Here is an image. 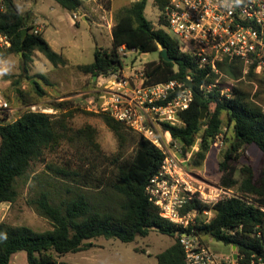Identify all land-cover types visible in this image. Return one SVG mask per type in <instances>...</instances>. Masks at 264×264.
Instances as JSON below:
<instances>
[{
    "label": "trees",
    "instance_id": "trees-1",
    "mask_svg": "<svg viewBox=\"0 0 264 264\" xmlns=\"http://www.w3.org/2000/svg\"><path fill=\"white\" fill-rule=\"evenodd\" d=\"M54 1L72 13L83 6L81 0ZM112 1L100 0L105 8H110ZM147 2L139 0L117 9L114 13L112 48H97L94 62L76 66V70L91 77L116 72L123 67L118 49L125 46L127 50H136L141 54L159 53L158 61L147 64L151 83L184 82L190 76L194 85L193 101L186 111L180 113L183 125L163 124V129L183 145L185 152L197 140L200 141L199 150L192 159V165L199 168L206 161L216 137L222 135V115L225 113L232 137L222 136L223 142L230 143V147L219 165L220 185L235 190L240 196L214 205L190 198L184 213L197 211L203 214L209 211L212 215L209 220L197 218L186 229L178 227L160 216L159 208L146 193L151 178L160 172L164 160L162 151L151 142L108 114H100L114 132L120 149L113 160L114 180L105 181L92 171L82 172L45 163L46 155L57 150L65 141L84 142L89 148L98 150L93 127L72 128L69 119L73 113L61 111L63 106L60 104L50 105L55 111H61L59 114L24 112L12 123L0 119V203L13 204L17 200V182L26 176L36 161L43 162V174L49 179L68 182L78 190L94 189L102 190V193L96 196L78 191L72 198L55 203L52 191L42 190L38 196L30 198L28 204L53 228L38 233L25 226L1 223L0 264H12V257L22 251L26 252L29 264H68L59 262L57 257L87 250L92 246L89 241L95 238L131 243L138 237H147L152 231L175 238V242L157 256L158 264H187L179 236L182 232L190 234L192 231L197 235H208L231 248L236 247L237 264H250L253 259L264 258V162L258 175L246 165L239 169L240 178H236L242 149L255 145L264 154V112L248 101L253 88L248 83L259 77L250 71L247 81H239L240 88H233L230 99L222 93L221 85L205 94L202 87L215 84L217 76H208L209 70L199 69L194 59L183 53L164 29H157L147 19ZM165 3V0H155L154 6L162 9ZM164 22L162 19L161 23ZM24 29L28 30V34L23 39ZM0 34L7 35L11 41V47L0 52V61L10 55L21 54V81L12 83L16 101L24 107L38 104L46 92L37 81L31 82L34 76L29 74V64L33 53L40 52L55 67L68 65L67 59L53 51L41 33L34 32L28 16L19 13L12 0H0ZM162 50L167 51L172 62L163 59ZM219 68L233 79L242 77L239 63L225 61ZM39 76L48 82L45 76ZM23 81L29 82L30 90L21 89ZM203 108L208 110V114L204 121H200ZM128 146L134 147V154L124 159L123 151ZM112 196L113 202L104 208V201H109Z\"/></svg>",
    "mask_w": 264,
    "mask_h": 264
},
{
    "label": "built area",
    "instance_id": "built-area-1",
    "mask_svg": "<svg viewBox=\"0 0 264 264\" xmlns=\"http://www.w3.org/2000/svg\"><path fill=\"white\" fill-rule=\"evenodd\" d=\"M165 1L162 9L157 8L159 17L156 28L164 29L181 51L194 59L199 69L209 70L208 76H217L215 84L202 87L205 94L225 78L230 79L232 85L223 87L222 93L227 99L232 98L234 84L247 81L250 71L264 81V0ZM73 18L79 20L80 16L74 13ZM162 19L165 21L163 24ZM107 25L113 27L112 22H107ZM10 47V38L0 34V52ZM118 53L123 61L139 52L122 46ZM225 61L242 66L240 79H233L220 70L219 65ZM147 64L138 58L133 65L126 67L123 63L120 70L97 77L94 91L81 95H90L91 99L99 100V106L93 107L95 110L108 114L162 151L164 160L161 170L151 178L146 193L159 208L162 218L186 229L199 216L197 211L183 212L190 198L214 205L240 195L222 186L213 188L209 194L202 186H193L190 175L182 166L190 155L184 154L183 145L163 129V124L174 127L183 125L180 113L190 107L193 90L178 80L151 83ZM186 79L192 82L190 76ZM25 110L47 112L40 104L25 107ZM10 111V102L0 92V119ZM215 142L222 147V135H218ZM203 214L209 216V220L212 212ZM200 237L194 231L190 234L182 232L179 236L187 264H237L233 255L216 254ZM250 264H264V258L253 259Z\"/></svg>",
    "mask_w": 264,
    "mask_h": 264
},
{
    "label": "rangeland",
    "instance_id": "rangeland-1",
    "mask_svg": "<svg viewBox=\"0 0 264 264\" xmlns=\"http://www.w3.org/2000/svg\"><path fill=\"white\" fill-rule=\"evenodd\" d=\"M51 1V0H49ZM155 0H148L145 9V15L154 26H157L159 10L154 6ZM17 7L23 11L30 9L28 4H35V0H16ZM129 0H115L114 6L116 9L126 7ZM60 9V8H59ZM97 28H94V32ZM69 34V33H68ZM79 45L80 50L68 48L65 52L70 57L71 64L67 70L53 72L48 74V82H43L46 95L38 103L41 105L45 114H59L61 111H71L73 114L69 119V125L74 129L91 126L96 131V142L99 146L98 150L89 148L86 143L75 141L73 143L63 142L60 147L54 152L48 153L45 157V163H52L64 168L77 169L82 172L92 171L95 176L104 179L105 181L114 180L115 165L113 160L118 155L119 143L114 132L105 124L100 114L101 111L95 110L94 106H99V100L91 99L90 95L82 96L80 93L95 89L96 86L91 78L84 79V76L75 68L76 65H86L94 62V52L96 44L92 38L83 40L79 35L75 40ZM100 46H107L105 43H99ZM48 63L50 70L55 71L56 67L52 65L42 54H40ZM132 60H126L123 63L127 66L133 65L136 60V55H131ZM134 57V59H133ZM145 60H159L157 52L147 53L142 56ZM129 59V56L126 57ZM156 59V60H155ZM6 72L4 76L9 77L13 82L21 81V60L17 55H10L5 59ZM151 63V62H147ZM1 67V66H0ZM69 86H66V81H69ZM252 91L248 101L258 105L264 110V81L261 78L252 79ZM222 87L232 85L230 79L222 78L218 82ZM240 88L239 84H234ZM245 85L244 87H246ZM234 87V88H235ZM242 87V86H241ZM15 87L7 90L0 84V92L10 102L11 111L4 113L1 119H5V123L16 121L24 112L25 107L16 101ZM22 90H30L29 82H21ZM35 96V95H34ZM10 97V98H8ZM62 105L63 110L55 111L50 105ZM208 111L206 112L207 118ZM224 125L222 136L228 139L232 137L231 127L228 125L227 116L222 115ZM200 141L187 152L190 158L182 164L183 168L191 177L193 186L198 188L202 186L209 194L213 188L220 185V170L219 165L225 159V153L230 147V143H224L220 147L216 142L212 145L206 161L201 167L196 168L192 165L194 154L199 150ZM198 148V149H197ZM134 154V147L128 146L123 151V158L129 159ZM239 163L236 178H240L239 169L242 166H251L256 175L259 174L263 162L264 154L255 145L245 147L239 152ZM184 158H187L184 155ZM45 166L42 161L34 162L26 176L21 178L16 185L18 191L17 200L11 205L9 210L8 221L14 226H25L33 231L42 233L51 230L52 224L45 218L39 216L34 209L28 204L30 198L36 197L42 190H50L53 194L55 203L64 199H70L78 191H84L92 195L102 193V190H78V188L68 182L56 181L45 176L43 171ZM42 180V181H41ZM71 190V191H70ZM110 193V192H109ZM111 195V194H110ZM113 202L112 199L104 201V208ZM7 204H0V210ZM0 213V217H1ZM201 220H208L209 216L199 214L197 217ZM201 241L211 248L216 254L221 256H231L237 253L231 247L217 242L208 235H200ZM92 246L87 250L77 253H68L64 256L57 257L59 262L68 264H158L157 256L168 249L174 242L175 238L152 231L147 237H138L134 242L123 243L117 239H106L104 237L95 238L91 241ZM13 264H29L26 252H19L12 259Z\"/></svg>",
    "mask_w": 264,
    "mask_h": 264
},
{
    "label": "crops",
    "instance_id": "crops-1",
    "mask_svg": "<svg viewBox=\"0 0 264 264\" xmlns=\"http://www.w3.org/2000/svg\"><path fill=\"white\" fill-rule=\"evenodd\" d=\"M12 1L19 13L28 16L29 24L34 28V32L41 33L52 50L63 56L68 61V65L56 67L55 71H51L47 61L40 55L41 53L38 51L33 53L32 61L29 64V74L30 76H34V80L31 82L37 81L43 89L44 80L39 75H43L47 78V80H49V73L60 72V70L72 68L69 67L71 60L65 51L70 47L80 50L79 45H77L75 41L79 35L83 38V40L92 38L93 42L96 44L95 51L97 48L111 49L113 46L112 30L114 27V13L117 10L114 6L115 0L112 1L110 8H105L103 4H101L100 0H81L83 6L78 11L74 12L80 16L79 20L74 19V13L63 9L54 0H35V4L33 6L30 3L28 4V6L31 7L30 9L24 8L23 11L17 7L16 0ZM137 1L139 0H129L127 6ZM107 22H112L113 27L109 28ZM94 28H97L95 32ZM99 43H105L107 46H100ZM143 55L145 54H136L137 58L144 63L154 61L145 60L142 58ZM18 57L21 60V54H19ZM5 59L0 61V84L3 88L10 90L12 88L13 81L9 77L4 76V72L7 70V61ZM126 60H132L131 55H129V59H124L123 62ZM76 66L73 68L76 69ZM82 75L84 76V79L91 78L94 84H96L97 77H91L84 74ZM69 82L70 80L66 81V86L70 85ZM92 91H94V89H90L82 93H89ZM82 93H80V95ZM5 204L7 205L3 206L0 210V213L2 214L0 217V224L3 222L6 223L10 214L9 210L12 204Z\"/></svg>",
    "mask_w": 264,
    "mask_h": 264
},
{
    "label": "water",
    "instance_id": "water-1",
    "mask_svg": "<svg viewBox=\"0 0 264 264\" xmlns=\"http://www.w3.org/2000/svg\"><path fill=\"white\" fill-rule=\"evenodd\" d=\"M28 34V30L27 29H24L23 31H22V38L24 39L25 37H26V35ZM161 54H162V57H163V59L165 60V61H167V62H172L173 60L172 59H170L169 57H168V53H167V51L166 50H162V52H161ZM184 82L192 89V90H194V85H193V83L191 82V81H189L188 79H184ZM208 110L206 109V108H203L202 110H201V113H200V121H204L205 119H206V112H207ZM236 250V247H233V251H235ZM233 257H234V259L235 260H237V257H238V255H237V253H234L233 254Z\"/></svg>",
    "mask_w": 264,
    "mask_h": 264
}]
</instances>
